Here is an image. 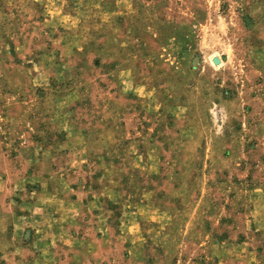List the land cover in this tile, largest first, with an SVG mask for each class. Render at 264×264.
Listing matches in <instances>:
<instances>
[{
    "label": "rangeland",
    "instance_id": "rangeland-1",
    "mask_svg": "<svg viewBox=\"0 0 264 264\" xmlns=\"http://www.w3.org/2000/svg\"><path fill=\"white\" fill-rule=\"evenodd\" d=\"M0 264H264V0H0Z\"/></svg>",
    "mask_w": 264,
    "mask_h": 264
},
{
    "label": "water",
    "instance_id": "water-1",
    "mask_svg": "<svg viewBox=\"0 0 264 264\" xmlns=\"http://www.w3.org/2000/svg\"><path fill=\"white\" fill-rule=\"evenodd\" d=\"M215 62H217V59H214Z\"/></svg>",
    "mask_w": 264,
    "mask_h": 264
}]
</instances>
